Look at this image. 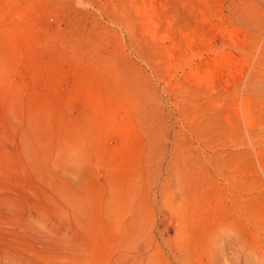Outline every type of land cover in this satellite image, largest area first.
Wrapping results in <instances>:
<instances>
[{"label":"rangeland","instance_id":"obj_1","mask_svg":"<svg viewBox=\"0 0 264 264\" xmlns=\"http://www.w3.org/2000/svg\"><path fill=\"white\" fill-rule=\"evenodd\" d=\"M0 264H264V0H0Z\"/></svg>","mask_w":264,"mask_h":264},{"label":"bare ground","instance_id":"obj_2","mask_svg":"<svg viewBox=\"0 0 264 264\" xmlns=\"http://www.w3.org/2000/svg\"><path fill=\"white\" fill-rule=\"evenodd\" d=\"M71 140H73V139H71ZM71 140H70V141H71ZM67 141H68V140H67ZM68 143H69V141H68ZM73 143H74V142H73Z\"/></svg>","mask_w":264,"mask_h":264}]
</instances>
